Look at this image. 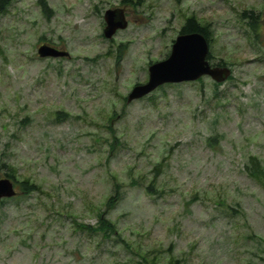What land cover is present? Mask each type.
I'll list each match as a JSON object with an SVG mask.
<instances>
[{"label": "rangeland", "instance_id": "obj_1", "mask_svg": "<svg viewBox=\"0 0 264 264\" xmlns=\"http://www.w3.org/2000/svg\"><path fill=\"white\" fill-rule=\"evenodd\" d=\"M38 1L0 15V178L38 188L0 205V264H264V186L246 168L264 171V0H46L48 17ZM110 8L127 26L107 39ZM188 15L211 24L231 78L127 103ZM44 42L69 56L39 57ZM116 183L124 198L108 200Z\"/></svg>", "mask_w": 264, "mask_h": 264}, {"label": "water", "instance_id": "obj_2", "mask_svg": "<svg viewBox=\"0 0 264 264\" xmlns=\"http://www.w3.org/2000/svg\"><path fill=\"white\" fill-rule=\"evenodd\" d=\"M264 15V13H263ZM103 36L113 37L118 29L127 26V21L118 15L117 9H107L103 13ZM209 42L200 32L178 33L170 47L168 55L147 66L148 77L143 83L134 84L126 96V102L140 99L151 93L158 86L167 83L191 82L202 76H209L213 81H225L231 73L228 66L211 65L207 58ZM39 57H64L68 52L50 44L43 43L37 48ZM16 194L14 182L10 178H0V202Z\"/></svg>", "mask_w": 264, "mask_h": 264}, {"label": "trees", "instance_id": "obj_3", "mask_svg": "<svg viewBox=\"0 0 264 264\" xmlns=\"http://www.w3.org/2000/svg\"><path fill=\"white\" fill-rule=\"evenodd\" d=\"M11 3H12V0H0V15L6 11V9L11 5ZM38 3L40 4V6L42 8L43 13L48 17V14L50 13L51 8L47 4V1L46 0H39ZM120 3L129 4L131 6H135V4L136 5L138 4V2H133V0H120ZM240 17L243 21H245V23H246L247 27L250 29V31L255 32L258 21H257V17L254 15L253 11L252 10H244L240 14ZM210 26H211L210 23H201L193 15H190V16L188 15L187 17L184 18V21L180 25L178 32L179 33L200 32L205 36V38L208 40V42L210 44L211 39H212V31H211ZM250 37H251L252 43L257 42L258 36H250ZM120 44H122V43H120ZM207 58L209 59L211 65H220V66L221 65H227V63L221 59H219L217 61H212L213 56H212L210 51L208 53ZM229 78H231V77L229 76ZM199 79H200V81L202 80L201 78H199ZM213 84L215 85V88L213 89V91H214L213 95H216V92H217L216 88L221 83L213 82ZM170 85H173V84H170V83L163 84V85L157 87L154 91L161 90V89H163V87L170 86ZM152 94H153V91L150 94H148L142 98L147 99ZM216 97H219V96L217 95ZM142 98H140V99H142ZM125 99H126V97H125ZM114 115H115V113L112 112L110 118ZM69 117H70V114L66 110L60 109V110H56L53 112V116H52L51 120L54 123H60V122H63L64 120L68 119ZM25 119H28V118L25 116ZM109 137L111 138V141L108 142L109 143L108 145L113 147L114 145H117L119 143L118 136H117V134L114 133V131H111V133L109 134ZM211 140H216V135L208 137V141L210 142ZM250 160H252V162H253L252 169H251V163H250V165L246 166L249 175L252 178L257 179L258 184H260L261 186H264V171L259 166V160L256 157H250ZM3 167L8 169L10 166L4 160H2L0 163V168H3ZM156 168H157V166H156ZM5 177L12 179L15 184L19 183V185H21V190L23 192H32V191H35L38 189L34 183L29 182L27 179H23L21 181H18L17 179H15V175L12 172L11 168L7 173H5ZM154 182H155V178H153L146 186H144L146 192L152 193L155 191L156 187L154 185ZM132 183H134V182L132 181ZM121 186H122L121 183L120 184H117V183L114 184V186L111 188V193L107 196L108 200L110 198H119V199L124 198L125 191H124V189H122ZM7 201H8L7 199L3 200L0 203V205L6 203ZM229 209L232 211H236V209H234L232 206H230ZM100 224H101L100 229L104 230L105 226L110 227V226H112L113 223L110 224V222L107 220L103 222V218H100ZM177 263H178V260H176L175 264H177ZM145 264H149V263H145Z\"/></svg>", "mask_w": 264, "mask_h": 264}, {"label": "flooded vegetation", "instance_id": "obj_4", "mask_svg": "<svg viewBox=\"0 0 264 264\" xmlns=\"http://www.w3.org/2000/svg\"><path fill=\"white\" fill-rule=\"evenodd\" d=\"M50 45H52V46H54V47H57V48H59L58 46H56L55 44H50ZM60 49V48H59Z\"/></svg>", "mask_w": 264, "mask_h": 264}]
</instances>
